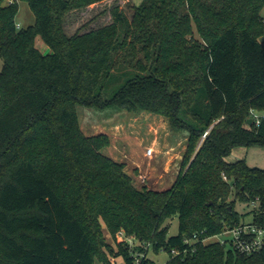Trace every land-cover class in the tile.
Here are the masks:
<instances>
[{
	"label": "trees",
	"instance_id": "16d2710c",
	"mask_svg": "<svg viewBox=\"0 0 264 264\" xmlns=\"http://www.w3.org/2000/svg\"><path fill=\"white\" fill-rule=\"evenodd\" d=\"M2 1L0 264H131L120 232L167 251L165 264H264V246L203 241L244 221L237 200L255 202L264 228V169L226 161L236 146L264 147V118L248 123L264 110V0H142L130 17L114 4L109 23L71 34L67 16L103 0H27L24 28L18 0ZM78 107L148 112L187 134L173 185L136 187L102 152L110 137L84 134Z\"/></svg>",
	"mask_w": 264,
	"mask_h": 264
},
{
	"label": "rangeland",
	"instance_id": "374dc122",
	"mask_svg": "<svg viewBox=\"0 0 264 264\" xmlns=\"http://www.w3.org/2000/svg\"><path fill=\"white\" fill-rule=\"evenodd\" d=\"M132 1L135 4H140L142 2V0H132ZM3 2L5 3L4 5L7 4V0H3L1 5H3ZM116 3L117 1L111 3H101L98 6L93 7V9L91 10L84 9L81 11L79 10V11L71 12V14L67 16V27H66L67 32L71 34L80 27H81V31H85L91 27H97L109 23L111 21L110 13H107L105 16H102V14L104 12H107V10H109V8ZM129 4L130 3H125L122 9L130 17L132 10ZM261 14L264 18V7L261 11ZM14 20L16 25L20 24V28L27 27L35 22L34 11L31 9L27 0H18V10ZM35 45L43 53L50 52V48L44 43L43 39L40 36H37ZM1 66H2V60L0 59V69ZM78 114H79L80 127L84 132V134L94 135L99 133H105L109 135L111 138H113V144L119 149L116 158L111 156L112 154L109 155L107 151L109 148L102 150V152L110 157H113L117 161L124 162L125 164L124 170L131 175L133 183L136 185V187L138 186V188H142L143 186H145L146 188H150V187L159 188V187L168 186L170 184L171 181L170 176H168L169 178L167 179V181H165V183L161 185L154 184L150 180L149 181L146 180L147 185L145 183L143 184L142 181L140 180L141 176L139 177L138 170L136 171L132 163H130L131 161L130 155L133 152H135L134 156H136L138 162L143 160L138 154V146L142 145L145 150L148 146L149 147L154 146L152 142H154L155 139L156 129L158 130L157 135H165L166 131L170 129L169 125H167L165 121L161 120V118H159L157 115L143 111L138 113H131L127 111H112V110L106 111L91 107H78ZM183 134L185 136H188L185 133ZM182 137H183L182 135L179 136L178 139H181V141L179 140L178 142H176L175 145L170 144L169 146H167L168 145L167 143H170V140L169 141L167 140L166 144H164L165 146H167V148L164 146L165 148L164 150L170 151V149L168 148H172L171 153L177 154V156L184 154L186 150V146L184 148L185 144L184 141L182 140ZM123 157H127V158H124V161L119 160L122 159ZM128 158H130V161H127ZM236 159H245L246 163L249 166L259 167L264 169V147L236 146L226 157V161L232 162L235 161ZM178 167L180 172L181 163ZM174 169H175L174 171H176V166H174ZM234 206H235V210L239 212L241 218H243L244 221L247 222L251 221L252 216L248 212L252 210L254 207L252 201L248 204L246 202L237 200ZM104 230H105V237L107 242L114 247V252H116L117 247L115 246L114 242L112 241V238L110 237L105 227ZM176 232H177V219L174 218L171 223L170 234ZM222 237H224V235L209 238L204 242H216L217 239H220ZM110 255L111 258L112 257L116 258L113 264H120L122 262V259L119 255L117 256H115V254H110ZM148 258L154 260L155 264H165L167 259L169 258V253L165 250H161L158 253H154L153 250L149 247ZM95 262L96 264H105L99 261L98 259H96ZM108 264L110 263L108 262Z\"/></svg>",
	"mask_w": 264,
	"mask_h": 264
},
{
	"label": "crops",
	"instance_id": "0c3cea01",
	"mask_svg": "<svg viewBox=\"0 0 264 264\" xmlns=\"http://www.w3.org/2000/svg\"><path fill=\"white\" fill-rule=\"evenodd\" d=\"M114 1H117L116 4H120V8H123L125 3H130L129 5L135 4V3H133L132 0H103L101 2L92 4L91 6L87 7L86 10H91V9H93V7H96L101 3H111ZM109 12L110 11L107 10V12H104L102 14V16H105ZM110 19H111V16H110ZM66 27H67V23H66ZM36 39H37V37H36ZM36 39H35V42H36ZM157 116L159 118H161V120L165 121L167 123V125H169L167 118L159 116V115H157ZM155 131H156L155 139H154V142H152V144L155 146V148H154V146H152L154 148V154L152 156H146L145 149L143 148L142 145L139 144L140 146H138V154L141 157V159H143V160L138 162L136 159V156H134L135 152H133L130 155L131 161H130V158H128L127 161H130V163H132V165L136 171L138 170L139 177L141 176V179L139 177L138 178L142 181L143 184L145 183L147 185L146 180H148V181L150 180L154 184L161 185V184L165 183V181H167V179L169 178L168 176H170L171 181H170V184L168 186L159 187V188H155V187L154 188H151V187L148 188V189H155V190H164V189L170 188L173 185L175 179L177 178V175L179 174V167L178 166L182 162L181 159L183 157L182 156L183 154L177 156V154L171 153L172 148H168V149H170V151L164 150L165 149L164 144H166L167 140L168 141L170 140V143H167L168 144L167 146H169L170 144L175 145L176 142H178L179 140L181 141V139H178V138H179V136L182 135L183 136L182 140L184 141V144H185L184 148H185V146H187V140L186 139H188V136H185L183 133H175L171 129H168L166 131L165 135H157L158 130L156 129ZM171 140H172V143H171ZM110 141H111L110 145L106 146L102 150L109 148L107 150L109 155L112 154L111 156L116 158V155L118 154L119 149L113 144V138L110 137ZM167 146H165V147L167 148ZM113 157H111V158H113ZM124 158H127V157H123L122 159H119V160L124 161ZM174 166H176V171H174L175 170ZM127 174H129V173L127 172ZM171 175H172V177H171Z\"/></svg>",
	"mask_w": 264,
	"mask_h": 264
},
{
	"label": "built area",
	"instance_id": "2783aa9c",
	"mask_svg": "<svg viewBox=\"0 0 264 264\" xmlns=\"http://www.w3.org/2000/svg\"><path fill=\"white\" fill-rule=\"evenodd\" d=\"M17 28H20V24L16 25ZM251 120L255 124H259L264 118V110H255L252 109L250 112ZM207 134V131L203 134V137ZM146 156H152L154 154V148L148 146L145 150ZM226 179V176H224ZM255 205V202H253ZM224 235V237L217 239L216 242L220 244L230 245L234 250L243 254H252L259 251L264 246V228L258 226L253 222L242 221L240 224H236L232 227L225 228L222 232L215 234L213 236H208L203 239V241L213 238L216 236ZM120 236L125 242L127 248L129 249L131 264H144L143 259L148 258L149 244L140 242L137 238L133 236H125L120 232ZM198 240V234L195 233L192 238L185 239V242L189 243L190 241ZM172 255L180 254V251L177 249L171 250ZM122 259L120 264H128L122 255H119ZM116 258L109 256V263L113 264Z\"/></svg>",
	"mask_w": 264,
	"mask_h": 264
},
{
	"label": "water",
	"instance_id": "95a60500",
	"mask_svg": "<svg viewBox=\"0 0 264 264\" xmlns=\"http://www.w3.org/2000/svg\"><path fill=\"white\" fill-rule=\"evenodd\" d=\"M5 3L3 2V5H4ZM260 41L261 42H263L264 41V36H262L261 38H260ZM251 122V119H248V123H250ZM211 202H209L208 204H210ZM230 209H231V207H230Z\"/></svg>",
	"mask_w": 264,
	"mask_h": 264
}]
</instances>
